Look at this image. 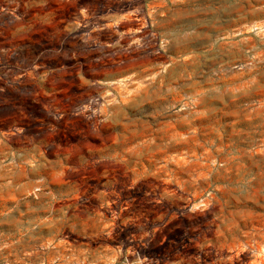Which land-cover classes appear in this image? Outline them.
<instances>
[{"label":"rangeland","instance_id":"1","mask_svg":"<svg viewBox=\"0 0 264 264\" xmlns=\"http://www.w3.org/2000/svg\"><path fill=\"white\" fill-rule=\"evenodd\" d=\"M0 264H264V0H0Z\"/></svg>","mask_w":264,"mask_h":264}]
</instances>
